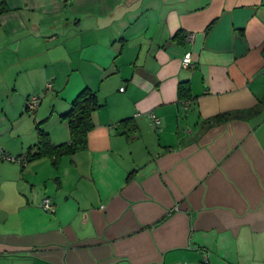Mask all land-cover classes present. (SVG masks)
<instances>
[{"label": "crops", "instance_id": "0c3cea01", "mask_svg": "<svg viewBox=\"0 0 264 264\" xmlns=\"http://www.w3.org/2000/svg\"><path fill=\"white\" fill-rule=\"evenodd\" d=\"M0 2V264H264V0ZM83 89L84 149L3 158Z\"/></svg>", "mask_w": 264, "mask_h": 264}, {"label": "trees", "instance_id": "16d2710c", "mask_svg": "<svg viewBox=\"0 0 264 264\" xmlns=\"http://www.w3.org/2000/svg\"><path fill=\"white\" fill-rule=\"evenodd\" d=\"M7 10L3 2H0V13ZM211 23L207 26V29ZM187 86L184 83L179 84V94L182 97L187 94ZM100 103L94 92L83 89L71 102L67 111L60 116L66 121L69 130V140L60 144H52L46 133L39 130L38 138L34 144L35 152H27L28 160L40 158L43 156L52 157L56 160L57 157L63 154H74L86 147L87 134L93 128L94 124L91 114L99 107ZM128 119L122 120L120 125L125 128L126 133L135 131V128L128 124Z\"/></svg>", "mask_w": 264, "mask_h": 264}, {"label": "built area", "instance_id": "2783aa9c", "mask_svg": "<svg viewBox=\"0 0 264 264\" xmlns=\"http://www.w3.org/2000/svg\"><path fill=\"white\" fill-rule=\"evenodd\" d=\"M181 65H182L183 68L190 67V65H191L190 58L188 56H184L181 59ZM263 73H264V70H263ZM50 87H51V84L47 83L46 84V88L50 89ZM40 101H41V97L40 96H30L27 99V102H26L27 109L34 110L37 107V105L39 104ZM188 104H189V100H187V99L181 101V105H182V107L184 109H186ZM148 116H149V119L151 120V123L153 124L154 127L159 126L160 120L152 111H150L148 113ZM2 155H3V158H6V159L10 160L11 162L19 163L22 166H26L28 164V162H29L28 157H27L26 154H21V155H17V156H8V155H6V154H4L2 152ZM40 206H41V208L43 210H45L47 212H53L54 211V205L51 203L50 199L47 198V197L43 198ZM201 264H210V263L205 260Z\"/></svg>", "mask_w": 264, "mask_h": 264}, {"label": "rangeland", "instance_id": "374dc122", "mask_svg": "<svg viewBox=\"0 0 264 264\" xmlns=\"http://www.w3.org/2000/svg\"><path fill=\"white\" fill-rule=\"evenodd\" d=\"M41 97V96H40ZM32 110H29V111H25L24 109H23V113L24 114H29V115H32V112H31ZM9 114L12 116V117H10V118H12V119H18V115H19V111L17 112V110H13V111H10L9 112ZM22 120H25V122H29V119H27V117L26 116H24L23 118H22Z\"/></svg>", "mask_w": 264, "mask_h": 264}]
</instances>
